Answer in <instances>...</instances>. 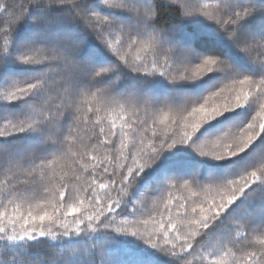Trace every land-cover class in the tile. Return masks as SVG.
Instances as JSON below:
<instances>
[{"label": "snow or ice", "instance_id": "6c2138e0", "mask_svg": "<svg viewBox=\"0 0 264 264\" xmlns=\"http://www.w3.org/2000/svg\"><path fill=\"white\" fill-rule=\"evenodd\" d=\"M92 3L33 0L31 19L28 12L8 21L7 26L0 24V67L9 61L39 66V71L29 76L7 77L0 84V103L17 106L15 111L0 114V174H10L3 181L6 190H0V264H108L103 248L91 240L92 234L101 230L134 236L173 264H264V220L255 222V215H226L237 200L249 198L257 181L259 187L264 186V153L237 174L209 178L207 184L195 175L182 183L179 178H168L155 193L182 187L189 189L190 196L183 202L170 198L163 210H157L159 219L151 213L139 218L137 199L145 192L129 199L137 177L177 145H188L201 157L219 161L239 157L264 139V115L259 119L252 115L255 103L264 99V27L254 31L245 23L257 14L264 16V2L218 0L215 11L208 12V5L201 0H181L179 7L173 0H95L110 11L129 14L131 23L101 14ZM158 5H164L180 21L202 17L210 22L253 70L241 72L224 55L197 53L181 46L174 27L156 23L162 15ZM60 11L70 22L82 26L79 34H66L52 43L33 39L14 44L13 31L19 23L30 19L50 27ZM114 34L120 37L117 43L112 42ZM88 35L112 53L115 62L95 66L81 59ZM133 51L135 57L131 56ZM124 69L145 82L160 77L172 85L195 83L214 73L219 79L206 93L183 96L175 103L168 97L157 101L135 90L118 91ZM84 93L105 105L123 101L122 111L126 105L137 109L143 105L144 119L137 117L139 123L125 119L117 128L115 120L106 124L100 119L102 109L92 105L82 117L78 100ZM160 105L176 109L170 131L161 121L163 135L147 112ZM245 108L249 112L246 122L229 126L217 137L195 141L206 123ZM259 110L264 114V103L259 104ZM78 124L91 125V130L75 136L69 155L68 138L74 136ZM28 136L37 137L39 143L22 149L19 142L9 143V138ZM129 136L131 144L126 142ZM65 156L71 160L65 165L67 170L59 176L55 172L47 176L55 161ZM257 163L259 167H255ZM208 186L216 188L219 199L202 200L193 190ZM41 189L51 192L52 199L33 205ZM25 203L26 212L22 210ZM257 233L258 242L249 239V234ZM46 237L61 242L50 247L63 249L67 244L73 254L56 257L52 252L26 247L28 242L38 243ZM81 240L88 247L79 248ZM234 248L242 255L237 256Z\"/></svg>", "mask_w": 264, "mask_h": 264}, {"label": "trees", "instance_id": "16d2710c", "mask_svg": "<svg viewBox=\"0 0 264 264\" xmlns=\"http://www.w3.org/2000/svg\"><path fill=\"white\" fill-rule=\"evenodd\" d=\"M177 7L180 6L181 0H173ZM264 2V0H260ZM0 4L5 7L0 8V24L7 26V22L17 17L28 15L29 17L34 14L35 9L33 8V0H0ZM201 4H207L208 8L206 11L214 12L218 6V0H201ZM161 8L162 15L158 17L156 23L164 25L168 28H175V39L183 47H189L197 53L204 54H215L224 55L230 59L234 65L241 72H251L253 66L244 58L237 50L224 39V37L214 30V25L206 21L202 17H196L189 20L180 21L178 16L174 15L170 10H165L164 5H158ZM91 7L95 8L101 14L115 16L119 20L125 23H131L132 17L129 14L121 11H110L103 6H99L93 0ZM170 7V6H169ZM31 8V9H30ZM30 9V11H29ZM219 15V13H216ZM31 19V17H30ZM30 19H26L24 22L19 23L13 31V42L14 44H21L28 40H37L38 42L52 43L58 37L66 34L77 35L81 32L82 26L77 23L70 22L60 11L54 17V22L50 27H45V22L40 21L34 23ZM247 27L254 26L256 31H259L261 27H264V16L257 14L256 16L249 18L245 22ZM120 37L116 34L112 37V42L117 43ZM15 51V48L13 49ZM93 52L94 55L89 56V52ZM125 51L127 49L125 48ZM136 52L131 53L132 57H135ZM143 55V53H141ZM256 56V53H253ZM79 57L81 59H87L95 66H102L108 63L115 62V57L112 53L107 52L94 37L88 35L84 48L81 50ZM151 58V57H149ZM99 70V69H97ZM39 71V66L21 65L13 61H9L2 67H0V84H3L4 78H23L31 75L34 72ZM219 79V74L214 73L205 77L203 80L196 81L195 83H181L177 85L169 84L166 80L156 77L149 81H143L137 74L129 73L126 69L122 70V77L118 84L117 90L124 91H138L141 95H147L154 100H161L164 97L170 98L173 102L179 103L183 96H199L206 93ZM258 79V78H257ZM120 103L123 101L113 103L111 105L103 104L99 99L93 98L92 96L84 93L78 100V105L82 106L80 114L83 117L85 110L89 105L93 107L101 108L102 111L99 113V118L103 119L106 124L110 120H118L117 126L123 123V120H128L130 123H139L137 117L140 120L144 119L145 108L143 105L137 109L136 107L125 106L122 111ZM264 103V99L255 103L256 111L252 115L260 118L259 104ZM16 105H5L0 103V114L8 111H15ZM128 111V118L124 116L125 112ZM148 115L156 121L157 132L161 135L164 134V123L168 124L169 131L174 127L171 123V118L176 116L175 107H169L167 105H160L155 110L149 108L147 110ZM165 116L169 119L165 120ZM249 112L247 108L238 109L235 112L225 113L223 116L215 119L209 123H206L194 137L195 141L199 142L205 139H211L221 135L229 126H236L246 122L248 119ZM107 117H110L107 119ZM121 121H120V120ZM97 117H93V122H96ZM151 123V120H150ZM126 127L128 125H125ZM77 131L73 137H69V155L74 150L75 136H82L85 131L90 132L91 125H77ZM129 130L128 128L126 131ZM151 135V131L148 133ZM22 149L27 145H37L39 143L38 138L35 136L28 137H14L9 138V143H18ZM126 142L133 143L131 136L127 137ZM139 142V137H136V141ZM3 143V141H0ZM264 153V139L257 140V142L239 157L225 160H212L207 157H201L188 145H177L171 150L163 152L159 159L144 170L139 177H137L136 184L130 189L129 199L137 198L141 192H145V195L138 197L137 208L139 209V218H147L148 214L151 213L157 216L159 219L158 211L163 210L165 203L171 198L173 202L180 200L183 202V198L190 196L188 188L178 187L171 189L170 191H163L155 193V190L162 186L168 178H179L187 179L195 175L197 179L201 180L202 183L206 182L209 178H224L227 176L237 174L241 169L249 167L254 160L261 154ZM71 160L69 156H65L63 159L56 160L54 168L47 170V176H51L53 172L57 176L61 175L67 169L65 165H70ZM259 163L255 167H259ZM253 170L252 168L249 169ZM10 174H0V190H6L3 186V181L8 178ZM40 176L44 173L38 174ZM46 183V181H45ZM80 183H83L81 181ZM49 187H52L51 185ZM75 187V182H74ZM192 187V186H190ZM254 191L249 193V198H241L229 209L226 215H230L234 218H242L251 215L256 216V221L259 222L264 220V186L259 187V181L253 186ZM200 194V198L211 199L216 197L219 199L216 188L214 186H208L205 188H193ZM178 194L181 198H178ZM177 197V198H176ZM51 192H44L43 189L40 191V195L32 201L33 205L37 203L43 204L45 200H51ZM2 210V209H0ZM23 211L28 210V204L25 203L22 209ZM50 210V206H49ZM130 210V208H129ZM91 211V209H89ZM142 227V226H141ZM56 229L53 228V231ZM235 235V233H233ZM87 242V238H84ZM219 239V237H217ZM249 239L256 240L258 242L259 233L252 235L249 234ZM91 240L101 246L107 257L108 264H173V262L161 252L148 247L143 241L135 240L134 236L121 235L118 233L110 232L107 230H101L92 234ZM28 242L26 247H32L36 251L52 252L56 257H67L72 255V248L67 247L60 249L59 247H50L51 245H58L60 241H52L50 237L43 238L40 242ZM246 243V242H245ZM15 247H19L14 246ZM83 240L79 243V248H85ZM237 256L242 255L236 248L233 249Z\"/></svg>", "mask_w": 264, "mask_h": 264}, {"label": "rangeland", "instance_id": "374dc122", "mask_svg": "<svg viewBox=\"0 0 264 264\" xmlns=\"http://www.w3.org/2000/svg\"><path fill=\"white\" fill-rule=\"evenodd\" d=\"M249 29H252V30H254V31H256V29H255V27L254 26H252V27H248ZM124 116L126 117V118H128V111H126L125 112V114H124ZM110 117H107V119H109ZM120 120V119H119ZM111 121H112V119L110 118V120L107 122V124H110L111 123ZM118 120H116V123L118 124V122H117ZM121 121V120H120ZM123 122V121H122ZM120 124H122V123H120ZM117 128H119V126H117ZM128 128V126L126 127L125 126V130ZM177 198V197H176ZM178 198H181V195H179L178 194ZM134 239L135 240H139V241H142V240H140V239H138V238H136V237H134Z\"/></svg>", "mask_w": 264, "mask_h": 264}]
</instances>
